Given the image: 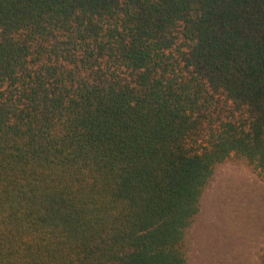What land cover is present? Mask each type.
Masks as SVG:
<instances>
[{"label": "trees", "instance_id": "obj_1", "mask_svg": "<svg viewBox=\"0 0 264 264\" xmlns=\"http://www.w3.org/2000/svg\"><path fill=\"white\" fill-rule=\"evenodd\" d=\"M230 160L264 181V0H0V264H191Z\"/></svg>", "mask_w": 264, "mask_h": 264}, {"label": "rangeland", "instance_id": "obj_2", "mask_svg": "<svg viewBox=\"0 0 264 264\" xmlns=\"http://www.w3.org/2000/svg\"><path fill=\"white\" fill-rule=\"evenodd\" d=\"M191 264H260L264 181L230 160L217 167L189 238Z\"/></svg>", "mask_w": 264, "mask_h": 264}]
</instances>
